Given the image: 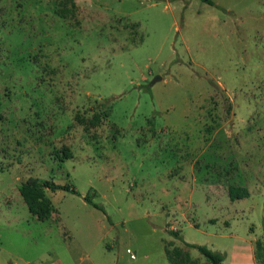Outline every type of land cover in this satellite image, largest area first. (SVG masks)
Wrapping results in <instances>:
<instances>
[{
	"label": "rangeland",
	"instance_id": "obj_1",
	"mask_svg": "<svg viewBox=\"0 0 264 264\" xmlns=\"http://www.w3.org/2000/svg\"><path fill=\"white\" fill-rule=\"evenodd\" d=\"M73 1L0 0V264H264V0Z\"/></svg>",
	"mask_w": 264,
	"mask_h": 264
},
{
	"label": "trees",
	"instance_id": "obj_2",
	"mask_svg": "<svg viewBox=\"0 0 264 264\" xmlns=\"http://www.w3.org/2000/svg\"><path fill=\"white\" fill-rule=\"evenodd\" d=\"M69 1L72 3L71 9L68 8L67 4H63L60 8V14L62 18L75 17L74 9L76 8V5L73 0ZM202 1L210 6H216L212 0ZM1 106L2 102L0 101V109ZM80 123L84 125L86 131H89L92 127H97L101 124V118L98 115H95L91 120L80 119ZM46 189H49L52 192L65 190L76 194L75 189L71 188L70 186H60L49 181L40 182L38 179L30 177L20 186L19 192L31 215L33 217H37L41 221L50 219L55 212L52 201L46 195ZM229 197L232 201L242 200L249 197V191L245 188L232 187L230 188ZM86 201L93 207L105 212L104 208L101 205L96 204L92 199H90V197L87 196ZM168 234L176 239L182 240L188 248L197 250L210 264H223L225 261L224 254L213 251L207 246L187 243L178 232L171 231L168 232ZM257 245L258 248L262 247L260 243ZM166 259L169 264H197V262L192 260L191 253L189 251L179 247L173 250H167Z\"/></svg>",
	"mask_w": 264,
	"mask_h": 264
},
{
	"label": "crops",
	"instance_id": "obj_3",
	"mask_svg": "<svg viewBox=\"0 0 264 264\" xmlns=\"http://www.w3.org/2000/svg\"><path fill=\"white\" fill-rule=\"evenodd\" d=\"M249 254H248V258H246V262L245 263H243V264H255V261H254V256H253V250H252V248L250 247V249H249ZM223 254V253H222ZM225 255V261L223 262V264H225L226 263V261L228 260V254L227 253H225L224 254Z\"/></svg>",
	"mask_w": 264,
	"mask_h": 264
},
{
	"label": "water",
	"instance_id": "obj_4",
	"mask_svg": "<svg viewBox=\"0 0 264 264\" xmlns=\"http://www.w3.org/2000/svg\"><path fill=\"white\" fill-rule=\"evenodd\" d=\"M160 79H161L160 77L156 78L153 83H155L157 80H160Z\"/></svg>",
	"mask_w": 264,
	"mask_h": 264
},
{
	"label": "built area",
	"instance_id": "obj_5",
	"mask_svg": "<svg viewBox=\"0 0 264 264\" xmlns=\"http://www.w3.org/2000/svg\"><path fill=\"white\" fill-rule=\"evenodd\" d=\"M128 252H129V253H131V251H130V250H128ZM132 258H135V256H133V255H132Z\"/></svg>",
	"mask_w": 264,
	"mask_h": 264
}]
</instances>
